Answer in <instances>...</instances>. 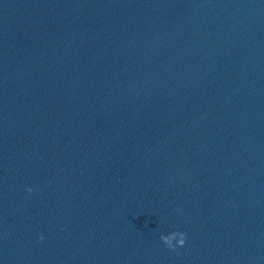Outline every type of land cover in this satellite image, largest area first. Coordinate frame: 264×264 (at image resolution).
<instances>
[{
    "label": "clouds",
    "instance_id": "1",
    "mask_svg": "<svg viewBox=\"0 0 264 264\" xmlns=\"http://www.w3.org/2000/svg\"><path fill=\"white\" fill-rule=\"evenodd\" d=\"M27 191L31 192L32 188L28 187ZM186 238L187 234L183 231H172L168 234H161L160 236V240L165 244V246L173 250L179 246H183L185 244ZM39 239L43 240V235H41Z\"/></svg>",
    "mask_w": 264,
    "mask_h": 264
}]
</instances>
